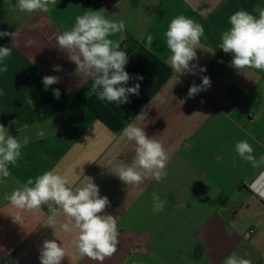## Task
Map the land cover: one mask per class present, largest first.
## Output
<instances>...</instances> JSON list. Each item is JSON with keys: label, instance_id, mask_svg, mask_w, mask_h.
Masks as SVG:
<instances>
[{"label": "crops", "instance_id": "crops-1", "mask_svg": "<svg viewBox=\"0 0 264 264\" xmlns=\"http://www.w3.org/2000/svg\"><path fill=\"white\" fill-rule=\"evenodd\" d=\"M15 3L0 0V31L17 33L13 40L0 37V46L12 50L4 61L8 71L0 73V124L30 142L0 183V264H40L45 239L65 248L61 264H100L75 252V233L60 230L67 222L62 211L51 225L47 206L23 212L22 225L13 222L17 210L5 193L52 169L73 187L91 177L108 197L105 212L117 217L119 245L103 264H223L233 252L264 264V200L247 187L264 167L254 169L234 151L238 141L248 140L257 158L264 155V71L238 72L230 67L231 54L218 48L230 15L246 10L258 16L264 0H56L47 13L31 16L14 10ZM89 9H105L109 18L126 22L123 33L110 37L129 56L125 70L133 79L125 86L140 84L139 95H129L125 104L87 96L93 81L75 74V63L57 47L56 37ZM178 15L205 30L198 59L190 62L195 75L179 74L168 63L164 32ZM149 34L151 51L145 48ZM29 39L35 43L26 47ZM56 65L61 71H53ZM46 75L60 78L47 90ZM204 76L211 86L190 98L189 87L201 85ZM53 89L60 90L59 99ZM129 123L171 149L166 179L135 187L111 174L121 160L134 157V142L121 138ZM82 169L85 177L77 179ZM153 192L167 201L162 212L152 211Z\"/></svg>", "mask_w": 264, "mask_h": 264}, {"label": "clouds", "instance_id": "clouds-1", "mask_svg": "<svg viewBox=\"0 0 264 264\" xmlns=\"http://www.w3.org/2000/svg\"><path fill=\"white\" fill-rule=\"evenodd\" d=\"M56 0H16L11 5L14 10L31 16L36 12L47 13ZM119 6V3L116 5ZM228 23L230 27L220 36L218 48L231 54L230 67L238 72L245 70L264 71V8H258V16L246 10H238L231 14ZM126 30L123 19L113 20L105 15V9L88 10L75 19V24L69 30L62 31L56 37L57 47L67 54L69 61L76 65L75 74L90 77L93 83L87 96L95 94L100 101L115 103L117 106L128 102L129 95H139L140 84L126 87L132 76L125 70L129 62L126 51L121 50L119 41L110 39L117 33ZM10 36L13 39L16 32L0 31V37ZM165 43L171 53L168 63L179 73L196 74V65L190 62L198 59L197 49H201V38L205 37L204 27L194 19L178 15L168 24L164 32ZM154 38L146 37L145 48L152 50ZM35 43L29 39L26 47ZM12 50L0 46V73L8 71L4 61L10 57ZM34 62V61H33ZM53 71H61L56 65ZM200 71H206L200 68ZM137 80L143 77L137 75ZM58 76L46 75L42 78L45 90L59 82ZM211 86L209 77H202V84L193 83L188 89V96L194 97ZM53 95L59 99L60 90L53 89ZM139 117V116H138ZM15 122V121H14ZM13 122V123H14ZM43 129L37 131V136L43 137ZM254 141L251 133L248 134ZM121 138L134 142V157L130 163L120 161L113 168L114 174L126 186L139 187L147 179L157 182L167 178V165L171 149H166L156 137H149L144 127L127 124L121 133ZM85 137V140H88ZM30 142L29 136L22 139L9 134L8 128L0 124V183H5L11 176V167H15L22 157V149ZM234 151L241 162L249 163L255 168L264 167V155L259 158L254 154V148L248 140H240L234 146ZM233 164H236L235 159ZM84 176L83 169L77 174V179ZM80 186L73 187L74 181L60 174L56 169L45 171L34 180L29 178L25 183L18 184L11 193H5L4 199L17 211L11 216L14 223L23 224V212H35L42 206H47L50 213L47 224L54 223V217L62 211L67 222L60 226L65 233H75L73 246L81 258H88L103 264L106 258L112 257L119 245V230L117 217L106 214L110 206L107 196H101L99 187L91 177ZM248 189L264 200V171L247 184ZM154 213L162 212L166 200L152 193ZM66 256L65 248L56 239H45L40 248V264H61ZM223 264H252L233 252L228 255Z\"/></svg>", "mask_w": 264, "mask_h": 264}]
</instances>
